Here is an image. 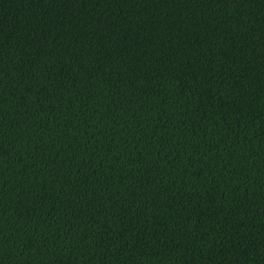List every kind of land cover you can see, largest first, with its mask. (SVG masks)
I'll use <instances>...</instances> for the list:
<instances>
[{
	"label": "trees",
	"instance_id": "16d2710c",
	"mask_svg": "<svg viewBox=\"0 0 264 264\" xmlns=\"http://www.w3.org/2000/svg\"><path fill=\"white\" fill-rule=\"evenodd\" d=\"M0 264H264V0H0Z\"/></svg>",
	"mask_w": 264,
	"mask_h": 264
}]
</instances>
